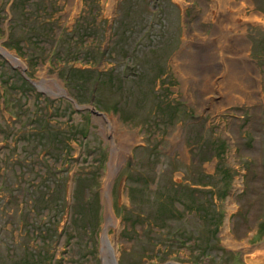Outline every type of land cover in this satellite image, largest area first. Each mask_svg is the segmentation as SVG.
<instances>
[{
  "label": "rangeland",
  "instance_id": "1",
  "mask_svg": "<svg viewBox=\"0 0 264 264\" xmlns=\"http://www.w3.org/2000/svg\"><path fill=\"white\" fill-rule=\"evenodd\" d=\"M11 1L0 0V264H30L25 248L68 223L22 221L30 202L46 215L58 177L68 193L73 175L77 217L43 246L52 264H264V0H234L241 10L221 17L212 0ZM211 39L218 71L244 55L245 83L207 88L187 68Z\"/></svg>",
  "mask_w": 264,
  "mask_h": 264
},
{
  "label": "trees",
  "instance_id": "2",
  "mask_svg": "<svg viewBox=\"0 0 264 264\" xmlns=\"http://www.w3.org/2000/svg\"><path fill=\"white\" fill-rule=\"evenodd\" d=\"M18 1L19 0H15V1L12 0L11 3H10V6L15 7ZM11 29H12V27H11ZM36 34H37L38 37L41 36L38 33H36ZM30 37H32V36L30 35ZM11 39L12 38H9L8 42H12ZM12 48L15 51H17L18 54L22 53V46L14 45ZM21 80L24 81L23 79H21ZM63 80L65 82H68V81H66V79H63ZM69 82H70V80H69ZM78 104H80V103H78ZM44 133H45L47 138H50L49 139V143L51 142V137H52V139H53V137H55L53 134L51 136V131L48 130V129H46L44 131ZM80 134H81V131H80ZM82 138H84V136ZM48 146L52 147L51 144L48 145ZM221 155H222V153H218V154L215 155V157L220 161L221 160ZM48 172H50L49 169H48ZM62 178L63 177H58L57 183L55 184V187L50 189L51 196H53V194H55L57 192V195L61 194V198L59 199L58 196H57L55 198V200H53L51 202H48V200H44L45 207H46L45 208L46 215L45 214L44 215H40V213H38V211H36V206H37L36 203H33V204L31 202L28 203L27 207H28V210L31 211V215H32L33 219L30 220V219L27 218V216H25L26 219H24V216H23V221L22 220H19V221H22V223H24L23 224L24 226H29L30 227V226L36 225V226H38L40 228L39 223H37V222H42L43 223L48 216L50 217V221H52V222H56L55 220L58 218V221H57L58 223H59V221H61L63 216L65 218H66V216H68V223H69V221H71L70 219H71L72 216H73V220L76 219L77 214L75 213V211H74V213H72V207H73V203H74L73 194H74V191H75L74 190L75 176L73 175L71 177V180H70L71 181V187L69 188V192L68 193H66V191H65L66 189L64 190V188H63V183H61ZM88 179L89 180H94L95 179L94 175L89 176ZM226 180H228V178ZM80 188H81V186H80ZM47 198H49V197H47ZM90 198H91L90 196H88L86 198H83V201L80 203V209L82 211H83L82 206H84L85 210L88 211L87 207H88L89 202H90L89 200H92ZM21 214H22V210L19 209L18 215L21 216ZM52 219H54V220H52ZM68 223L63 225V227L61 228L59 233L57 231H55V230L52 233L51 231L44 229L43 235L39 234V235H41L40 238L43 237V239H44V240H40L41 241V243H40L41 246H39L38 244L35 245V243H34V245H31V246L25 248L26 250L23 253V259H25L26 261H30L31 262L30 264H52L53 261L51 260L50 256L46 257V253L47 252L44 250L43 246L45 248H47V247L50 248V244L52 245L53 242H56L60 235H62L63 233H68L69 232ZM39 228H37V230H39ZM33 234H36L35 230L33 231ZM44 236L47 237V238H45ZM32 237L37 239L36 236H34V235ZM8 254H9L8 258H11L10 255L13 254V252L11 251V254L10 253H8Z\"/></svg>",
  "mask_w": 264,
  "mask_h": 264
},
{
  "label": "bare ground",
  "instance_id": "3",
  "mask_svg": "<svg viewBox=\"0 0 264 264\" xmlns=\"http://www.w3.org/2000/svg\"><path fill=\"white\" fill-rule=\"evenodd\" d=\"M212 3H213V6H212V17H217L218 15L221 17L224 15V11L228 14L230 12V10L228 9V6H231L235 11L238 12V10H241V8L239 7L238 8V5H236L234 3V0H224V4L223 2H220L217 0H212ZM240 6L243 7V3H240ZM225 8V10H224ZM232 11V10H231ZM241 12V11H240ZM231 14V13H229ZM229 16V15H228ZM209 17V16H208ZM226 17V16H225ZM231 17V16H230ZM228 18V17H227ZM236 18V17H235ZM218 19V18H217ZM216 19V20H217ZM212 20H215V19H212ZM218 21V20H217ZM231 21V24L230 25H233V23L237 22L235 21V19H233V17L230 18ZM223 22H225L226 24L228 23V20L227 19H222V21H219V22H216L217 25H216V28L214 30V32L212 33L211 37H214L215 35H219V38H221V33H220V29L222 27H224V24ZM228 26V25H227ZM235 27V26H234ZM227 29V27H225ZM223 29V28H222ZM223 32V31H222ZM229 32V31H228ZM226 33V32H225ZM226 36H229V35H226ZM231 36V35H230ZM210 37V38H211ZM223 38H227L223 35ZM237 38V37H236ZM207 40V39H206ZM219 40V39H218ZM209 42H211L210 44L207 43L208 45H205L203 48H201V50H198V52L195 54L194 52L197 51V47L196 48H193V53L192 55L188 56L186 55V65H187V68L190 70V71H193V70H196L195 68L199 69L200 70L202 69L203 72H202V75H199V76H203L204 78V83L206 84V87L209 88V87H212V83L215 82L216 79H214L215 77L218 78L219 82L218 84H221L223 86H220V90L224 89L227 85H230V84H235V85H238L236 82V77L240 78L241 81L244 82V77H246L249 72L251 71V68L249 65H246V68H244V61L242 62V59H244V55L239 59L237 55H232L233 57H231L230 59L228 58V65L224 64V66H221L219 65V71H218V67H217V61H214L215 57H216V54H217V50L219 51L220 49L218 48L217 50L215 49V47L212 45L214 44V42L209 40ZM222 42V41H221ZM202 43V42H201ZM205 43V42H204ZM239 43H241L242 47H243V41H239ZM190 45V44H188ZM192 46V45H191ZM218 46V45H217ZM222 46V45H221ZM206 47V48H205ZM229 47V45H228ZM225 48V47H224ZM227 48V47H226ZM189 48L187 47V50ZM223 49V48H222ZM189 51V50H188ZM187 51V52H188ZM245 51V50H244ZM186 52V53H187ZM219 52H222L219 51ZM230 53V52H229ZM224 54V53H223ZM227 54V53H226ZM236 54V53H235ZM216 58H219L216 57ZM184 59V60H185ZM239 59V60H238ZM16 60V59H15ZM221 60V59H220ZM17 61V60H16ZM220 63V62H219ZM221 64V63H220ZM223 65V64H222ZM230 65V66H229ZM220 66L223 68H225V72L222 71V74L220 76V73H221V69H220ZM201 70V71H202ZM230 73V75H229ZM218 74V75H217ZM250 77V76H249ZM247 78V77H246ZM202 79V78H201ZM247 80V79H246ZM227 83V85H226ZM242 83V82H241ZM245 83V82H244ZM245 85H250V84H245ZM244 85V86H245ZM247 87H250V86H247ZM244 88V87H243ZM239 89V88H238ZM229 90V89H228ZM243 90V89H242ZM212 91V90H211ZM210 91V93H211ZM212 94V93H211Z\"/></svg>",
  "mask_w": 264,
  "mask_h": 264
},
{
  "label": "water",
  "instance_id": "4",
  "mask_svg": "<svg viewBox=\"0 0 264 264\" xmlns=\"http://www.w3.org/2000/svg\"><path fill=\"white\" fill-rule=\"evenodd\" d=\"M107 263V262H106ZM105 264V263H104ZM108 264H115V261L114 260H111L110 263Z\"/></svg>",
  "mask_w": 264,
  "mask_h": 264
}]
</instances>
